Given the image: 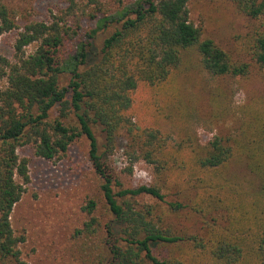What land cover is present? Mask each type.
<instances>
[{
  "label": "trees",
  "instance_id": "obj_1",
  "mask_svg": "<svg viewBox=\"0 0 264 264\" xmlns=\"http://www.w3.org/2000/svg\"><path fill=\"white\" fill-rule=\"evenodd\" d=\"M189 1L66 0L47 20L18 27L16 9L0 0V37L19 30L12 57L0 56V264H26L24 238L11 225L29 182L28 160L18 148L59 161L82 136L111 216L101 234L95 200L82 208L88 219L76 233L98 238L93 264H264V94L238 109L230 106L237 81L254 71L264 81V0H232L253 23L235 53L204 36L190 20ZM84 19L95 27L79 37ZM111 24L118 26L95 50L97 33ZM193 70L207 85L211 122L235 119V136L215 135L202 144L185 132L175 141L134 120L140 85L175 113L179 74ZM64 75L69 80L61 85ZM165 119L174 129L184 127L179 112ZM95 128L103 134L102 151ZM120 136L126 140V172L143 162L151 168V183L123 186L108 161ZM235 160L245 162L256 186L231 175ZM184 210L198 219L197 233L166 222Z\"/></svg>",
  "mask_w": 264,
  "mask_h": 264
},
{
  "label": "rangeland",
  "instance_id": "obj_2",
  "mask_svg": "<svg viewBox=\"0 0 264 264\" xmlns=\"http://www.w3.org/2000/svg\"><path fill=\"white\" fill-rule=\"evenodd\" d=\"M3 1L9 8H15L19 14L18 27L30 20H47L51 14L61 11L66 5V0ZM188 9L190 20L202 28L204 36L211 38L217 45L231 53H235L241 43L240 36L247 33L253 25L247 17L236 12L232 0H190ZM116 26L118 25L111 24L107 29L97 33L93 41L95 50L101 48L103 39ZM94 27L95 21L82 20L79 37ZM18 31L14 30L0 37V56L9 59L12 57L13 42ZM71 47L69 43L67 52L72 49ZM32 50L33 46L26 48L27 53ZM68 80V76L64 75L61 85H66ZM177 81L178 108L175 113L163 109L164 105L153 93L146 86L140 85L134 98L132 111L134 120L143 126L161 128L170 133L175 141L185 138V132L202 144L215 135L225 137L237 134L239 124L231 117L219 123L211 122L208 88L200 73L194 70L181 73ZM263 94L264 81L254 71L245 80L233 84L231 109H238ZM186 110L188 116H184ZM177 112L182 115L185 124L184 127L179 124L174 129L168 124L165 115L173 114L174 117ZM56 115L55 111L51 113L52 117ZM94 131L99 149L102 151L103 134L98 128ZM125 147L126 140L120 136L113 154L108 156L110 166L123 186L133 188L151 183V168L143 162L134 163L130 174L126 172L129 162L125 155ZM88 152L89 141L85 136L76 140L70 146L66 157L59 161H47L37 157L28 146L18 148L19 156L28 160L29 182L24 187L21 199L13 207L11 225L15 233L24 238L20 249L26 264H93L98 238L76 233L88 219L82 208L87 199L95 200L97 207L94 215L100 222L101 234L111 216L100 195L99 180L88 160ZM230 173L247 185L257 184L243 160L233 161ZM161 210L165 211V207L161 206ZM166 222L176 231H187L190 234L197 233L200 226L196 216L188 210L179 215H170Z\"/></svg>",
  "mask_w": 264,
  "mask_h": 264
}]
</instances>
